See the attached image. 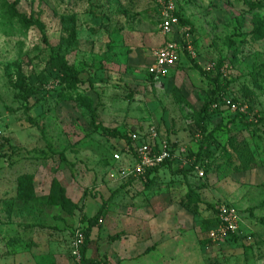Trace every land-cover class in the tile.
Segmentation results:
<instances>
[{"label":"rangeland","instance_id":"1","mask_svg":"<svg viewBox=\"0 0 264 264\" xmlns=\"http://www.w3.org/2000/svg\"><path fill=\"white\" fill-rule=\"evenodd\" d=\"M158 1L0 0V264H72L74 230L105 202L89 262L264 264V0H174L190 57L208 77L182 57L156 80ZM214 79L224 95L202 114ZM151 128L171 148L170 169L123 178L129 134ZM200 146L194 169L176 173ZM222 204L238 228L215 240Z\"/></svg>","mask_w":264,"mask_h":264},{"label":"built area","instance_id":"2","mask_svg":"<svg viewBox=\"0 0 264 264\" xmlns=\"http://www.w3.org/2000/svg\"><path fill=\"white\" fill-rule=\"evenodd\" d=\"M159 33L164 41L153 53V66L151 74L154 79H159L175 68L183 57L184 51L190 55V48L183 38V32L179 29V19L176 16L174 0H160L157 5ZM180 33V34H179ZM182 33V34H181ZM226 107L233 113L237 107L230 100H226ZM218 104L212 107L217 108ZM129 162L123 169L121 176L126 179H133L144 176L147 170L153 169L164 162L172 159L171 148L168 143L161 140L157 131L151 128L146 134L138 132L129 134ZM118 159V155H114ZM217 228L210 233L212 239L224 238L229 234H236L238 219L228 205H220L217 209ZM81 228L73 232L70 254L72 264H83L81 247L83 244Z\"/></svg>","mask_w":264,"mask_h":264},{"label":"trees","instance_id":"3","mask_svg":"<svg viewBox=\"0 0 264 264\" xmlns=\"http://www.w3.org/2000/svg\"><path fill=\"white\" fill-rule=\"evenodd\" d=\"M11 9H13V11H14V7H11ZM176 16L179 19V23L181 25L183 23H185V22H182L181 16H180V14L178 12H176ZM20 21H21V23L24 26H28V25L32 24L31 21L26 20L23 17H21ZM183 57L186 58V60L190 63L191 67L195 71H197L201 76L206 77V78L208 77L207 73L204 72L203 70H201L193 62V60L191 59V57H190V55L188 54L187 51H184ZM49 63H50V67L53 70L58 71V72H60V74H62V77H63V79L66 82H70V83H77L78 82V74H77V72L72 71L71 67L68 64H66L65 62H63V61H61L60 59H57V58H51ZM212 83L214 84V91L217 93V96H216V98H214L210 102L211 104L209 102L204 104V106L201 108V111H200V113H202V114L206 112L207 108L210 105L213 106L214 104L218 103V101L224 95V91L222 89H219V87L217 86V80L216 79L212 80ZM17 88H18V93H20V95H22V96H24V94L26 95L27 91H26V88H25L24 84L21 83L20 85L17 86ZM201 121H202V118H199V122H198V127L199 128H200L201 123H202ZM98 128L100 129V131L102 133L107 134V135H109L111 137H114L115 135H117V133L114 130H111L110 131V130L102 127V126L101 127L98 126ZM203 132H204V130L201 129V133L202 134H203ZM127 141H129V137L127 138ZM200 152H201V146L198 149V153L195 155V162L192 164V166H191V168H189V170H178L176 173L186 175V174L189 173V171H191L192 169H194L196 163L200 159V156H201L200 155ZM202 155H205V156L209 157L210 153L207 150H204V152H203ZM170 165H171V161L168 160V161L164 162L163 164H161V165H159V166H157V167H155L153 169L147 170V172L145 173L144 177L145 178H149L150 175L158 172L162 168H166L167 167L168 169H170ZM54 185H55V183H54ZM61 197H62V193H61ZM187 198H189V199L190 198H196L197 199L196 195H194L192 191H188ZM106 206H107V202H105L102 205V207L100 208V210L97 212V214L93 218H91V219L85 218V217L83 218V220L85 222H88V225H89V227H87L85 229H82L81 228V231H82V234H83V237H84L83 244H82V247H81L82 263L83 264H95L94 262H89L87 259H85L84 254H85V250L87 249V246L89 244L88 239H89L90 229L97 222L98 217L101 215L103 209H105Z\"/></svg>","mask_w":264,"mask_h":264},{"label":"crops","instance_id":"4","mask_svg":"<svg viewBox=\"0 0 264 264\" xmlns=\"http://www.w3.org/2000/svg\"><path fill=\"white\" fill-rule=\"evenodd\" d=\"M154 243H155V242H154ZM135 245H136V243H135ZM139 245H140V244L137 243V245L135 246V248L138 249L139 247H142V248H140V251L143 250V252H144L146 249H148L149 247L153 246L154 244H152V242H148L147 244H143V245H145V246H139ZM163 245H164V244H162L161 247H163ZM129 247H131V248H128V249H127V247H125V246L123 247L122 251H123L124 254L127 253V252H132V251H134V246L129 245ZM143 248H144V249H143Z\"/></svg>","mask_w":264,"mask_h":264}]
</instances>
